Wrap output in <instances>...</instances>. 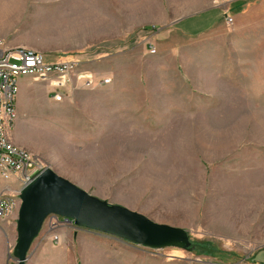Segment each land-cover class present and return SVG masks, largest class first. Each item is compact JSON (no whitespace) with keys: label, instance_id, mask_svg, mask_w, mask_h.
<instances>
[{"label":"rangeland","instance_id":"374dc122","mask_svg":"<svg viewBox=\"0 0 264 264\" xmlns=\"http://www.w3.org/2000/svg\"><path fill=\"white\" fill-rule=\"evenodd\" d=\"M28 10L34 13L36 7ZM223 11L222 19L202 32L173 27L158 32L145 26L122 44L110 42L106 48L82 53L78 70L110 81L88 88L73 79L62 102L51 99L47 81L19 79L16 119L6 135L90 195L149 213L146 217L152 221L182 233V244L152 247L75 223L61 225V219L52 228L55 215H48L24 264H264V0H232ZM42 29L51 31L49 20ZM160 88L179 90V97L164 104L185 105L186 113L179 114L180 121L155 119L147 128L143 90ZM115 99L122 147L133 150L136 159L123 161L122 168L113 160L100 182L104 133L99 118L105 117V102L109 107ZM113 118L107 114L108 140L115 128ZM152 131L161 137L147 143L146 134ZM167 135L183 143L186 163L199 178L192 192L191 186H178L182 194L177 197L172 195L175 187L168 185L171 178L147 181V148ZM46 137L53 139L56 152L38 145L37 140ZM61 150L78 165L76 172L53 163ZM158 181H164V196L174 198L152 201L159 192ZM138 190L133 202L131 193ZM166 207L174 208L173 213ZM189 208L193 216L184 223L183 213ZM17 217L18 209L0 221V259L4 257L6 264H14Z\"/></svg>","mask_w":264,"mask_h":264},{"label":"crops","instance_id":"0c3cea01","mask_svg":"<svg viewBox=\"0 0 264 264\" xmlns=\"http://www.w3.org/2000/svg\"><path fill=\"white\" fill-rule=\"evenodd\" d=\"M29 1L0 0V37L9 46L38 51L48 61H66L79 60L83 57L82 53L89 50V53H92L106 48L110 42L122 44L125 41L124 38L128 39L139 28L145 26L151 29L158 28V32L172 27L189 32L208 30L222 19L226 2L232 0H49L45 1L46 3H42V0H32L28 4ZM37 4L49 6V9L42 10V7L40 8ZM29 6L36 7V11L31 13L28 10ZM48 20L51 24L50 32L42 29ZM32 22L33 24L29 25ZM143 92L147 93L146 100L141 101L147 110L145 117L147 128L152 126L155 119L169 118L171 121H180L179 114L186 113L185 105L178 104L177 108H171L164 104L165 100L171 101L170 97H179V90L160 88L147 89ZM114 96L117 97V95ZM17 99L18 96L16 105ZM114 102L109 107L105 102V117L100 115L99 118L100 129L104 133L101 137L102 148H100L98 159L100 182L103 175L107 173V168L112 169L113 160L118 168H122L123 161L136 159L133 150L126 151L127 149L124 150L122 147L119 131L120 106L117 99ZM139 102L137 101L138 105ZM108 113L114 117L111 123L115 124L114 130L109 132V135H113L109 140L106 138ZM133 132L136 133L137 130L134 129ZM152 132L146 134L147 143L151 139L161 137L159 134L155 135V131ZM7 138L18 145L17 140L11 134H7ZM213 143L218 144L217 141ZM107 144L110 146L106 147ZM164 144H169L168 149L164 148ZM154 145V147L147 148L145 158L148 167L147 181H150L152 177L171 178L168 185L171 184L175 187L172 189V195H176V197L182 194V189H177L180 185L191 186V192L194 191L193 187L199 183V178L196 169H189L186 163L187 151L184 153L186 149L181 148L183 143L177 138L167 135ZM166 161L170 163L166 165ZM53 163H57L61 167H64L61 164L64 163L65 168L72 172H76L78 167L70 158L66 157H59V160L54 159ZM50 168L56 172L53 167ZM161 186H165L164 181H158L159 192L153 196V202L159 203L174 198L170 197V194L167 196L168 193L164 196ZM183 192H187V190L185 189ZM138 194L139 190L131 193L133 202ZM173 209L167 208L171 213H173ZM192 209L189 208L183 213L184 223L186 218L193 216ZM142 214L149 216V213L142 212ZM1 243L0 239V247L3 248ZM0 264H6L4 257L0 259Z\"/></svg>","mask_w":264,"mask_h":264},{"label":"water","instance_id":"95a60500","mask_svg":"<svg viewBox=\"0 0 264 264\" xmlns=\"http://www.w3.org/2000/svg\"><path fill=\"white\" fill-rule=\"evenodd\" d=\"M19 196L14 264H24L28 259L31 242L48 215L66 218L77 226L135 244L153 247L181 243L179 229L156 223L124 206L108 204L60 176L47 164L22 185Z\"/></svg>","mask_w":264,"mask_h":264},{"label":"built area","instance_id":"2783aa9c","mask_svg":"<svg viewBox=\"0 0 264 264\" xmlns=\"http://www.w3.org/2000/svg\"><path fill=\"white\" fill-rule=\"evenodd\" d=\"M225 20L227 24L233 21L230 16ZM79 64L78 60L46 61L40 52L9 46L0 37V221L19 208L22 185L44 167L40 157L14 144L5 133L15 123L19 79L29 77L47 81L50 97L55 102L63 101L73 79L77 85L88 88L109 83L107 77L99 78L91 71H79ZM60 219L61 225L73 223L55 215L50 227L55 228Z\"/></svg>","mask_w":264,"mask_h":264},{"label":"bare ground","instance_id":"6f19581e","mask_svg":"<svg viewBox=\"0 0 264 264\" xmlns=\"http://www.w3.org/2000/svg\"><path fill=\"white\" fill-rule=\"evenodd\" d=\"M37 141H38L37 143H38L39 146H42V144L47 145V148H45L46 151H51V152L55 151L56 152V149L54 148L53 139L46 137V138H41V139H39ZM56 155H58L61 158L66 157L65 156L66 155L65 150L57 151Z\"/></svg>","mask_w":264,"mask_h":264}]
</instances>
